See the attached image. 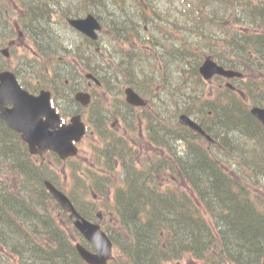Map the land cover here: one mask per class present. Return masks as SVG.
<instances>
[{
	"label": "bare ground",
	"instance_id": "1",
	"mask_svg": "<svg viewBox=\"0 0 264 264\" xmlns=\"http://www.w3.org/2000/svg\"><path fill=\"white\" fill-rule=\"evenodd\" d=\"M250 7V6H249ZM250 9V8H249ZM252 9V8H251ZM250 9V10H251ZM261 16H264V4L258 8ZM255 27H264V23L258 24ZM263 38H260L259 45L264 50V33L263 31H260ZM169 54L173 56L172 52L169 51ZM264 58V55H263ZM127 60V58H125ZM211 61V60H210ZM211 63H215L214 60L211 61ZM124 65L127 67V69H130V62L124 61ZM104 70V69H103ZM115 83L117 84L118 80L121 79L120 74H114ZM259 83V81H255V84ZM255 84L254 88H256ZM262 84V83H259ZM263 85V84H262ZM253 87V86H252ZM238 98H232L230 100H227V102L222 106V109H224L227 118L229 119V122L225 125H229L232 128L237 127L240 120L235 118L236 114V105L239 104ZM119 107H117V110ZM123 121L131 124L132 120L130 119H123ZM104 130H105V137L107 141L115 140L116 139V131L112 124L109 122H103ZM205 125V124H204ZM204 125L195 126L192 128L188 133H185L188 142V148L186 150L187 154L189 153H195L196 156L201 157L202 152H199V148L196 146V144L193 143V139L199 140L200 136L203 135L202 131L204 129ZM224 125L217 129V133L221 136L227 134L224 132ZM171 128V127H166ZM248 129H245V131ZM244 131V132H245ZM164 134L167 136H170L173 138V140H177L176 135L169 129H165ZM246 136L249 138L252 142H257V138L252 136L250 133L246 134ZM198 137V138H197ZM59 139L62 138L61 135L58 136ZM9 137L4 138L3 140H8ZM4 158H9L8 156ZM204 161L200 164H197L196 166L200 167L199 171L195 174L194 171L191 170V175L195 174V177L198 180V184L201 186V195L206 199L213 195L214 187L217 185H222L225 180L227 179L230 190L225 194L226 197L229 199L223 200L222 197L219 199L226 205L225 208L216 209L214 213H216L214 216H212L209 220L205 217L199 218L195 213L194 210L191 212L184 211L186 208H183L179 206L178 203H175L177 205V213L181 214L180 217H177L175 220H172L170 225L175 231V234H168L166 231L164 232L168 237L171 238V241L168 244H164L160 239H157L156 237L153 238L150 245H148L149 249V257L147 260L141 261L142 264H160L167 256V253L170 251V253L173 251V249L176 252L177 250L182 252L187 251H199L203 258H207L208 264H226V258L223 257L222 250L218 249L216 246L217 240L223 239L226 242V248L229 251L228 254L233 257L234 261L241 264H255L256 259L253 256H248L247 254H243L244 252H247L249 249H254V251H260L264 247V239L261 240H253L248 239L245 236H242L240 232L237 233L238 229L236 228H230L233 225V222L239 223V221H243L246 223H250L252 227H256L258 223L261 224L262 227H264V188L259 189H252L250 190V194H246L242 192L243 189H245L244 185H247V182L242 181L238 178L234 179L232 177V174L229 170H223L221 169H213V165H211L210 162L206 161V159H203ZM213 164V163H212ZM192 166V165H191ZM190 166V167H191ZM192 169V167H191ZM210 170V171H208ZM183 174L188 173L184 172ZM166 176V175H164ZM260 176H262V179H264V172L260 173ZM125 177L128 180H143V174L137 170H132L130 173H128V177L125 175ZM31 178L34 180V185L37 184V181L34 179V175L31 176ZM130 180V181H131ZM150 180H147L145 184H143L140 188H138L135 193L127 192L125 197L121 200V202L125 205H134L137 204V211L139 213L146 211L150 208H152V205L154 203L162 201V205L160 208H162L164 201L168 198H163L164 193L159 191V189H155L154 187H151ZM27 191L29 190L28 186V179L26 180L25 184ZM264 187V186H263ZM42 194L41 192H39ZM217 193V192H216ZM154 202V203H153ZM12 202L8 199H1L0 198V209H9L11 208ZM93 203V202H92ZM13 210H21L25 211V209L22 206H18ZM100 207L95 205V211L99 213ZM11 211V210H9ZM7 211H1L0 210V216L5 215V213L9 212ZM154 216H158L157 213L152 212L151 213ZM260 226V227H261ZM42 231L46 232V235L53 241L56 242L57 239L53 237L52 234L56 232V230H53L52 227L48 222H44V224H41ZM229 229V230H227ZM170 230V229H168ZM225 231L226 234L224 233ZM20 241H23L22 235H17ZM226 237V238H225ZM23 239V240H22ZM163 245H167L169 248L164 249L162 248ZM28 253L33 255L32 250H28ZM227 254V255H228ZM226 255V256H227ZM73 263V261H72ZM71 263V264H72ZM74 264H80L75 262Z\"/></svg>",
	"mask_w": 264,
	"mask_h": 264
},
{
	"label": "trees",
	"instance_id": "2",
	"mask_svg": "<svg viewBox=\"0 0 264 264\" xmlns=\"http://www.w3.org/2000/svg\"><path fill=\"white\" fill-rule=\"evenodd\" d=\"M231 5H232V2H230L229 0H214V6L213 7H214L215 12H213L212 15H210V16L209 15L206 16V19L201 20L202 22L204 21L207 26H206V29L204 31L198 29L197 33L200 36H204V34H206L208 36H207V38L205 37L204 39H209L208 37H211V31L213 30L212 28L216 27V28L225 29L223 27V25L225 24L226 18H223L222 12L224 13V11H227L228 7H231ZM244 5L248 7L247 11H250V15L256 13L255 12L256 9H253V6L250 5V3H248L246 1V2H244ZM249 8L250 9L252 8V9L250 10ZM257 14H260L258 9H257L256 15ZM261 18H262V21H264V16L263 17L261 16ZM184 21H185L184 27L187 28V29H188L189 25L194 26L195 22H196V20H195L191 24L188 20H184ZM215 38L219 39V36H217ZM260 38H263V37L260 36V37L256 38L257 39L256 47H259L258 45L260 43L259 42ZM232 40H233V45L237 46V47H240L241 49L243 48V46H247V44L244 41H241V43H238V40L236 39L235 35H233ZM261 50H263V49H261ZM238 51H239V49H238ZM0 152L2 153V155H6L8 153L7 150L5 151L4 149L0 150ZM127 192H128L127 190H122L121 195H120V205H122V207L124 208L126 219L130 223H132L134 225V227H137V231L138 230L142 231V230H145V229L148 230L147 234H148L149 238L152 241V239L155 237V234L157 232V229H156V226H155V219H157L158 217H152L149 220V223H147L146 228L140 227L137 223H138V220L141 219L140 218L141 215L138 212L134 213V208L137 207V204L134 203V205H125V204H123L121 202V200L125 197ZM15 198H9V200H11L12 203L10 204L11 208L7 209L8 211L9 210H13V209H15L18 206H22L25 209L24 212H26V211L30 212V208H28V205H27L26 201H24L21 197L20 198H16V199ZM5 200H7V199H5ZM31 213H33V212H31ZM167 213H169L170 215L163 217V214H162V215H160V217H163V219H165L164 227H167L168 229L173 230V228L170 225V223L172 221L171 219H173L177 215H175L173 213V211H169ZM149 217H151V216H149ZM33 218L35 220H38V222H39L38 226L36 225L38 230L42 231L41 224H44V222H48L50 224V226L52 227V229L56 230V232L54 234H52V235H53V237H55V239H57L56 240L57 242L62 243L63 240L66 241V242L68 241V239H69L68 237H70V236L63 235V232H61L60 227L56 223L54 224V220L53 219H51L49 217H38L36 214L33 215ZM143 218L145 219V217H143ZM14 222H15L14 220H10L9 219V225L13 226ZM261 224H262V222L260 224L258 223V225L255 228V227H252V225H250V223L249 224L247 223V225L245 226V229H244V231L242 232L241 235L247 237L248 239H253V240L264 239V227H262ZM259 226H261L262 228L261 229H257V227H259ZM13 228H14V230H12V231L22 235L24 240L22 239L23 241H20L19 239H14L12 236L7 235L6 231L4 229H0V236L5 239V241L3 240V243L5 245L15 244V246H17V247H15V250L19 251L21 253L22 252L28 253V250H30V249L32 251L38 250V249H42L41 248L42 246L38 242L31 241L30 238L28 236H26L27 235V231H25L24 229H20L19 226H17V228H15V226H14ZM232 228L238 229L237 233L239 232V227L238 226H233ZM22 231L24 232V234H22ZM42 232H45V231H42ZM12 239H14L13 243H11ZM32 239H33V237H32ZM139 242H141V241H139ZM142 249L146 250L147 248L143 247ZM247 252H249V253L244 252L243 254H247L248 256H253L256 259V263L258 262V260L262 261L264 259V247L260 251H254V249L251 248V249L247 250Z\"/></svg>",
	"mask_w": 264,
	"mask_h": 264
},
{
	"label": "rangeland",
	"instance_id": "3",
	"mask_svg": "<svg viewBox=\"0 0 264 264\" xmlns=\"http://www.w3.org/2000/svg\"><path fill=\"white\" fill-rule=\"evenodd\" d=\"M65 1H72V2H70L69 3V5L67 4L66 6H67V8L69 9V8H72L73 10H76V9H82V8H84L86 5H85V1H83V0H65ZM87 4H89V1H87ZM114 6L112 5V4H110V5H107V9H108V11H110V12H115L114 11ZM65 16V15H64ZM64 16L63 15H61L60 17H58V18H56V22H57V24L59 25V27H60V29L62 30V35H61V37H63L64 35H65V33H67L68 32V29H67V27H66V25L62 22V18H64ZM110 20H112L111 19V17H110ZM71 38L73 39V40H75L77 43L80 41V38L79 37H77V38H75V36L74 35H71ZM104 39V37L102 38V40ZM15 49H18L17 50V55L18 56H20V53H22V49H20V48H15ZM2 58H3V54H1L0 53V60H2ZM72 58V57H71ZM88 58H90V61H92V58H93V56H89ZM14 61H17V60H14ZM13 62V61H12ZM19 62V61H18ZM63 184H65L66 185V187H67V189L69 190V191H71V192H74V191H77V187H75V186H73L72 184H69V183H66V181H64L63 182ZM91 198V197H90ZM51 205H53L52 203H51Z\"/></svg>",
	"mask_w": 264,
	"mask_h": 264
},
{
	"label": "water",
	"instance_id": "4",
	"mask_svg": "<svg viewBox=\"0 0 264 264\" xmlns=\"http://www.w3.org/2000/svg\"><path fill=\"white\" fill-rule=\"evenodd\" d=\"M205 67H207V68H203L202 72L206 77L210 76V72H212V73L219 72L218 69L213 64L211 66L208 64ZM52 190L55 193V196L61 201V203H62L63 207H65V209L73 210V208L69 205V202L67 201V198L65 196H62L61 193L57 192L53 188H52ZM72 218H74V217H72ZM80 226H81V228H83L84 224H80ZM84 229H86L89 232V234L92 232V229L88 228L87 226H84ZM81 252L86 257V259L89 260L90 262H92L94 264H105V258H106L105 255H102L99 258L98 256H93L92 254L88 253L83 248L81 249Z\"/></svg>",
	"mask_w": 264,
	"mask_h": 264
}]
</instances>
